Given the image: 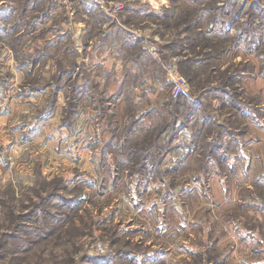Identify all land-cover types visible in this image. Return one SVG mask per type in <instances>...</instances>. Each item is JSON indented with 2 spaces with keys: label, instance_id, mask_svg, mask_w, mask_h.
Here are the masks:
<instances>
[{
  "label": "rangeland",
  "instance_id": "1",
  "mask_svg": "<svg viewBox=\"0 0 264 264\" xmlns=\"http://www.w3.org/2000/svg\"><path fill=\"white\" fill-rule=\"evenodd\" d=\"M70 231L75 264H264V0H0V264Z\"/></svg>",
  "mask_w": 264,
  "mask_h": 264
},
{
  "label": "trees",
  "instance_id": "2",
  "mask_svg": "<svg viewBox=\"0 0 264 264\" xmlns=\"http://www.w3.org/2000/svg\"><path fill=\"white\" fill-rule=\"evenodd\" d=\"M64 72H66V70H63L62 73H64ZM53 85H56V89L53 91V93L51 92L50 95L48 96V98L46 100L45 106L44 107H40L37 110V113L39 114V117L40 118L41 117L45 118L48 113L50 114L52 112V110L54 109L55 105H56L57 92H58L59 88L61 87V84L60 83H55ZM77 88H78V92H79L80 90H82L83 86H78ZM220 88L223 89L222 87H220ZM222 91H224V90H222ZM180 98L181 99H183V98L185 99L186 97H175L176 101L177 100L179 101ZM72 105L74 106L73 109H72V111H74L75 113H79L80 107H78V100L75 103L72 100ZM98 105L99 104L96 103V106H98ZM102 109L103 108L99 105L95 111H97L98 113H101L102 116H106V113L104 114V112H103ZM66 116H67V118L69 117L68 116V112L66 113ZM141 121H142L141 115H136L135 117L131 118L129 120V127H127V130L125 131V133L126 134H129V133H132V131L135 128H140L142 125L139 122H141ZM75 122L78 123V119L75 118ZM167 124H168V127L163 132V136H164V138H165L166 141L165 140L164 141H161V143H160L161 146L171 145V140L174 138V136H173L174 134L173 133H174L175 130H177L176 125H174L172 122L171 123L170 122H166V125ZM76 128H77V126H76ZM233 133H234V131L231 132V133L229 132V134H233ZM221 137H222V134H221ZM218 138H219V136L216 139H218ZM192 147H194V146H192ZM216 148L217 149H220L222 151L225 150L224 147L222 146V144H220V142H217V147ZM142 159H144V158H142ZM143 165H145V163ZM139 183H141V182H139ZM249 188H251V187H249Z\"/></svg>",
  "mask_w": 264,
  "mask_h": 264
},
{
  "label": "clouds",
  "instance_id": "3",
  "mask_svg": "<svg viewBox=\"0 0 264 264\" xmlns=\"http://www.w3.org/2000/svg\"><path fill=\"white\" fill-rule=\"evenodd\" d=\"M72 235H74V231H70L69 235L60 241L58 248H49L47 252L43 253L41 264H75L71 257L77 251V247Z\"/></svg>",
  "mask_w": 264,
  "mask_h": 264
},
{
  "label": "built area",
  "instance_id": "4",
  "mask_svg": "<svg viewBox=\"0 0 264 264\" xmlns=\"http://www.w3.org/2000/svg\"><path fill=\"white\" fill-rule=\"evenodd\" d=\"M173 94L175 97H189L191 95V90L188 80L182 76L176 78L173 86Z\"/></svg>",
  "mask_w": 264,
  "mask_h": 264
}]
</instances>
